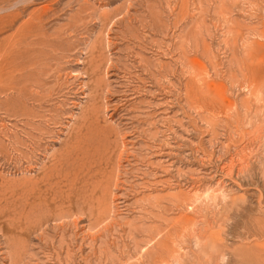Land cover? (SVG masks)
<instances>
[{
	"label": "rangeland",
	"instance_id": "obj_1",
	"mask_svg": "<svg viewBox=\"0 0 264 264\" xmlns=\"http://www.w3.org/2000/svg\"><path fill=\"white\" fill-rule=\"evenodd\" d=\"M0 264H264V0H0Z\"/></svg>",
	"mask_w": 264,
	"mask_h": 264
}]
</instances>
